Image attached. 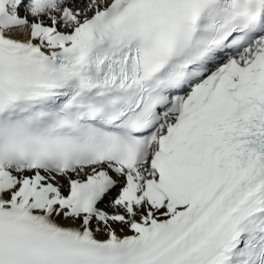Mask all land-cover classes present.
I'll return each mask as SVG.
<instances>
[{
    "label": "snow or ice",
    "instance_id": "1",
    "mask_svg": "<svg viewBox=\"0 0 264 264\" xmlns=\"http://www.w3.org/2000/svg\"><path fill=\"white\" fill-rule=\"evenodd\" d=\"M0 264H264V0H0Z\"/></svg>",
    "mask_w": 264,
    "mask_h": 264
}]
</instances>
